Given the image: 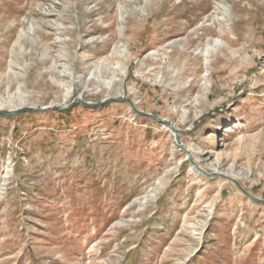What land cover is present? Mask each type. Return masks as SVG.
I'll list each match as a JSON object with an SVG mask.
<instances>
[{"label":"rangeland","instance_id":"1","mask_svg":"<svg viewBox=\"0 0 264 264\" xmlns=\"http://www.w3.org/2000/svg\"><path fill=\"white\" fill-rule=\"evenodd\" d=\"M144 1L0 0V74L29 10L60 28L26 43L33 105L0 109V264H264V203L222 176L264 200V0ZM210 13L224 35L200 27ZM118 27L132 55L111 99L86 69ZM188 34L187 53L167 46ZM217 38L209 61L193 51ZM44 47L61 82L37 84ZM167 62L181 68L168 87Z\"/></svg>","mask_w":264,"mask_h":264},{"label":"bare ground","instance_id":"2","mask_svg":"<svg viewBox=\"0 0 264 264\" xmlns=\"http://www.w3.org/2000/svg\"><path fill=\"white\" fill-rule=\"evenodd\" d=\"M147 2H148L147 0L144 1L145 4H147ZM126 5L127 4L118 6L119 11L117 12V20H119L121 23L125 18V13H127ZM144 8L145 5L141 9L143 10ZM18 20H20V24H19L20 27L18 29L16 38L11 46L9 52V59L6 62L5 70L2 71V73L0 74V109H4L6 107L14 110L21 108L25 105L27 106L28 104H31L30 102H28L30 93H27L26 91L27 74H28L27 72H28V68L31 67L30 66L31 64L27 63L24 60V58L28 54V50L26 49V43H29V45H31L30 47L31 49L34 48L35 51L38 50L37 47L38 45L41 44V39L46 38L45 35L41 37V35L38 34L39 32L38 28L42 26V23L43 24L45 23L47 25V29H46L47 32L48 30H51L52 32L60 31V28L57 23L52 24L49 21L45 22L43 15H41L40 18L38 19L33 15V13H31L30 10L26 14V16ZM206 21L210 23V27L213 26L217 28V31L219 32L218 35L219 34L224 35L226 33L222 27V23L220 22L219 19L215 17L213 13H210L209 15H206L204 17L203 22H201L200 24V27H204L203 24ZM204 28H206V26ZM115 35H116L115 39L117 40L114 42L111 50L107 54L103 55V57L98 62L92 65H88L86 69L88 72L87 74L90 75V77H92L90 79V82H92L99 89V91L103 89L106 90L107 97H113L116 96L118 93H120L124 78L123 70L125 69V67L126 69H128L129 66L127 67V61L132 55L131 50L129 49L128 42L123 41L124 31L121 27H118ZM197 38L200 39L201 36H197ZM94 39H95L94 37L90 38V40H94ZM192 42H193V38L188 34L184 38L175 39L173 41L168 42L167 46L172 48L174 47V49H178V50L182 49L184 53H187V50L189 49V46L192 45ZM224 42H225L224 47L226 48V50L229 51L231 54L235 55L236 51L232 50L229 47L230 44L229 41L226 39ZM34 45L35 47H33ZM219 45H221V39L218 38L211 40L206 39L205 42L201 44V46L197 45L193 51L196 52L197 50L198 51L197 55L201 56L203 60L207 62L215 53ZM48 49L47 47H44V49L39 51L37 54L40 64L43 63L45 59L50 62V66L48 68L44 70L42 69L37 70L36 75L40 77V80L37 82V84H41L40 82L41 79L44 77L45 73L48 74L49 70L53 72L55 71L53 75H50V77L53 79L55 83L61 82V80L63 79L61 78L63 76L62 75L63 71L62 70L56 71V69L58 68L57 65L58 59ZM60 56H64V55L60 54ZM147 56L153 57L155 59H161V58L163 59L164 56L167 57V54L159 53V51H154L147 53ZM168 65L169 64L167 62L166 63L167 69L165 75L159 74L156 76V78L159 79V83L167 87L171 86V82H168L170 78L171 80H175V81H177V79L180 78L179 76L181 70V68L179 70L170 69ZM86 83H87L86 81L83 82V88L86 86ZM72 90H73V83H68V85L65 86V95H64L65 101L66 98L72 93ZM133 103L135 104L134 100ZM219 164L220 161L219 158L217 157L215 159L214 167L212 170H215L221 174L224 171L223 169L220 168ZM226 173L229 172L226 170ZM229 174L232 175V172H230Z\"/></svg>","mask_w":264,"mask_h":264},{"label":"water","instance_id":"3","mask_svg":"<svg viewBox=\"0 0 264 264\" xmlns=\"http://www.w3.org/2000/svg\"><path fill=\"white\" fill-rule=\"evenodd\" d=\"M113 97H111V99H112ZM119 99H124L125 101H127L128 103H129V105L131 106V108L133 109V111H135L136 113H140L138 110H137V108L135 107V104L133 103V101L132 100H129V99H127V98H121V97H119ZM78 101H80V102H82V103H84V104H86V105H91L90 103H88V102H85V101H82V100H78ZM105 101H107V100H104V101H102V103H104ZM57 108H59V109H63V107H61V106H58ZM23 109H30V107H22L20 110H18L16 113H18V112H20L21 110H23ZM11 113H6V112H3V111H0V115H4V116H9ZM155 118H157V119H159V120H162V119H160L159 117H157V116H154ZM167 124L171 127V129L174 131L175 129L173 128V126L169 123V122H167ZM223 177H225V178H227V179H229L230 181H232L233 183H235L236 185H237V187L250 199V200H252V201H254V202H260V203H264V200H262V199H257V198H254V197H252L246 190H244V188L235 180V179H233V178H231V177H228L227 175H222Z\"/></svg>","mask_w":264,"mask_h":264}]
</instances>
